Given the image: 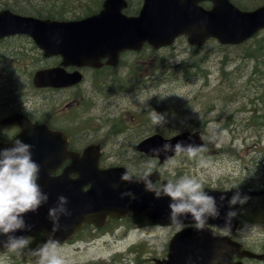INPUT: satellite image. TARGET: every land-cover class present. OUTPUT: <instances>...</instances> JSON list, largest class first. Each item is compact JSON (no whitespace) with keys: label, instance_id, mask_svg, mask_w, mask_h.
Masks as SVG:
<instances>
[{"label":"rangeland","instance_id":"obj_1","mask_svg":"<svg viewBox=\"0 0 264 264\" xmlns=\"http://www.w3.org/2000/svg\"><path fill=\"white\" fill-rule=\"evenodd\" d=\"M93 2L95 0H21L19 7L31 10L32 14L45 15L50 12L70 19L81 18L90 10H98L99 7L93 8ZM259 38L260 42L250 41L242 46H221L216 40H210L192 52L188 40L180 39L175 44L176 48L167 47L154 53L153 48L147 47L143 50L144 57L127 56L124 65L131 69L138 68L132 74H127L134 77L133 82H130L133 84L131 90L134 91L114 94L116 89L108 109L116 116L147 108L149 118L140 126L142 136L151 130L170 136L194 125L202 127L207 140L205 152L191 158L174 157L161 168L167 177H171L170 174L173 178L188 175L202 184L218 183L221 186L253 178L254 184H260L264 182V119H251L254 115L264 114V39H261L264 38V32ZM254 51L258 54L257 58L252 56ZM191 61H196L197 65ZM124 65L118 68L117 74L121 75L120 72L126 67ZM153 110L164 114L163 125L153 124L150 118ZM109 117L112 124L119 122L115 117ZM135 117L136 114L123 115L128 128V125L136 124L132 120ZM116 126L118 129L114 125L109 129L113 133L107 140L106 155L110 156L108 164L129 163V167L134 168L132 171L136 169L140 172L150 170L152 165L158 166L156 160L145 157L136 159L131 154L134 145L132 139H123L124 135L113 136L122 129L121 124ZM119 150L124 158L118 157L122 156ZM126 158L132 161H126ZM249 173H252L251 177H247ZM120 224L122 227L111 235V239L118 234L121 240L112 249L107 248L108 244L100 241L101 238L94 241L99 239L96 238L86 246L89 252L79 255L74 254L75 250L58 252L65 264H87L95 258L105 261L119 246L125 247L146 237L144 228L139 233L140 229L131 231L127 224ZM255 225L246 230L245 238L260 243L258 241L264 239V224ZM111 228L109 226L107 230ZM159 231L162 236L158 246L164 244L166 248L141 247L137 242V245L130 247L134 248L133 252L122 256H159L165 253L172 237L168 232L172 230ZM40 245L39 241L34 243L36 248Z\"/></svg>","mask_w":264,"mask_h":264},{"label":"water","instance_id":"obj_2","mask_svg":"<svg viewBox=\"0 0 264 264\" xmlns=\"http://www.w3.org/2000/svg\"><path fill=\"white\" fill-rule=\"evenodd\" d=\"M215 7L212 11H206L203 20L199 24L197 31L193 29L185 30L190 34L192 43L201 44L203 41L216 37L222 43H240L252 37L258 30L264 28V8L254 12L245 13L237 10L229 0H213ZM160 5L155 0L147 1L142 14L143 20L149 17L156 19L161 32L163 34L160 38L162 42L154 43L153 39L159 35H149L148 32L144 36L145 39L150 40L154 45L160 46L164 43H170L174 39L175 35H171L172 28L168 23V19L165 11L156 13ZM104 10L100 17L92 18L84 22L76 23H56L48 24V22H39L34 19L22 18L15 16L12 18L13 28L16 26L19 29L29 28L34 32V37L43 47H46L42 43L56 42L64 47L65 53L71 57H75L76 60L82 59V64H91L93 60H88V55L91 53H101L107 50L110 46L117 44L119 47L127 48V46L134 43L137 39L134 34H125L124 31H109L108 23L111 18H117V13H120V8L115 7L113 0H108L104 5ZM141 17V18H142ZM50 23V22H49ZM147 29H157L156 27H148ZM82 30V41L77 45L76 34ZM195 32H199L195 34ZM75 39V41H74ZM71 45V46H70ZM52 51V50H51ZM53 52V51H52ZM81 52V53H80ZM88 52V53H87ZM42 84H46L45 74L42 72L39 75ZM189 135V134H188ZM182 138L171 141H164L159 136L152 137L146 140L140 146L141 150L151 153L150 149L160 147L165 143H171L175 145L178 141H183L185 144H195L200 146L202 143L200 135L194 134V136L188 137L187 135L181 136ZM174 152L161 153L163 160L171 156ZM40 160L43 159V152L38 148L37 152ZM89 162H92L90 172L93 174L89 179L88 175L84 177V181L90 182L92 188L88 192L72 189L69 192L61 191L58 187L51 188L49 193V201L42 206L36 213H28L24 218L26 222L31 225L30 231H18L20 235H26L35 230H39L46 233V239L48 240L52 236L53 224L48 218V209L53 207L57 203V198L63 195L68 198L69 203L67 208L72 213L70 217L61 216L60 218V230L54 234V239L59 242H63L70 237L74 231L79 227L83 221H95V217L98 213L102 212L103 215L108 213L114 216H123L129 213L140 215L143 212H147L149 219L153 222L160 224H172L169 215V204L171 200L169 197H163L156 199L155 194L145 191L143 183H128L121 181V174L126 172L125 169H113L109 171H100L97 167L96 159H92V152H88ZM73 158H75L73 156ZM36 160V159H35ZM41 169H45L41 163ZM81 166V165H80ZM78 167L76 166V169ZM75 169V171H76ZM41 171V172H43ZM135 178V177H134ZM151 179L155 181L156 175L151 174ZM131 191L135 195V199L128 196H121L122 193ZM216 197L219 201V195L216 193H210ZM231 195V193H228ZM225 194V195H228ZM223 195V194H220ZM82 197H88L89 203L86 208L82 204ZM78 206L77 204H80ZM221 203V202H220ZM219 212L227 213L226 210L221 209L218 206ZM106 209V210H104ZM103 210V211H101ZM100 211V212H99ZM82 213L84 217L79 220L75 217L77 214ZM183 223L194 222L191 216L187 218L181 217ZM207 223L221 224L216 221L215 218H209ZM199 232L186 231L182 235H178L174 242L175 253H179L176 249V245L183 241V244L187 246V250H184L186 258L182 260V263L188 264H202L205 259V251L212 252L213 249L218 248L220 244L212 239L210 236ZM1 237V236H0ZM65 238V239H64ZM206 242V243H205ZM1 251L5 248L0 247Z\"/></svg>","mask_w":264,"mask_h":264},{"label":"flooded vegetation","instance_id":"obj_3","mask_svg":"<svg viewBox=\"0 0 264 264\" xmlns=\"http://www.w3.org/2000/svg\"><path fill=\"white\" fill-rule=\"evenodd\" d=\"M145 0H126L127 7L124 10V14L129 17H136L140 14L142 6ZM241 8L245 10H254L261 6H264V0H233ZM21 4V0H0V13L5 9H10L14 13L23 14L22 11L17 10ZM210 4V3H209ZM209 4H205V1L200 2V6L205 9V6L210 7ZM31 11V10H29ZM45 18L60 19L61 16H46ZM180 39H187V36H182ZM179 39V40H180ZM143 48L141 51H132L124 54L121 60V64L124 63V57L138 55L143 56ZM195 47H191L192 50ZM61 62L59 58H45L32 43L31 39L26 35H11L0 39V141L4 143L11 142L19 132H21V124L25 121H30L36 125H45L51 131L63 132L68 135L69 143L68 149L71 151L82 152L80 148L85 144L97 143L98 139V120L108 122L111 124V118L109 117L110 102L113 95L109 92V89L113 86L108 82L107 76L101 75L98 70L91 68L83 69L85 75V82H81L73 87L69 88H55L47 87L38 89L35 87L31 71L40 69H51L60 66ZM33 67L31 71L23 70L21 76H14V72L18 68ZM107 72H112L111 67H106ZM76 68H69V72L75 71ZM118 84V81L115 83ZM100 100V101H98ZM111 100V101H110ZM105 104V105H104ZM101 114H108L107 117H99ZM109 118V119H107ZM107 125L106 123H104ZM82 126L84 127L82 129ZM132 159L127 158V161ZM102 162L106 163L107 159L103 157ZM68 166V161L62 165V167L52 177H58L61 175L63 169ZM72 178L78 177L75 174L71 175ZM241 189H244L245 197L247 201L243 204L237 203L234 205L236 216L240 221V227L237 231L223 234L236 243L242 246V249H238L236 252L231 253L229 251H220L217 253V259L214 260L215 264L228 263L227 256L230 260V264H264V239L255 243L249 238H245V232L250 226L256 222V224H264V201L252 202L254 199L252 196H248L249 191H253V187L239 185ZM244 197V195H243ZM263 197V196H262ZM113 220H108L105 227L97 229L98 236L102 237L107 226H112ZM135 224V222H130ZM118 224V223H117ZM125 224L126 221H125ZM128 225V224H127ZM91 225H85L83 231L91 230ZM95 228V227H94ZM120 226L115 227V231ZM128 228L133 226L128 225ZM134 228H144L148 233L145 238L136 240L135 242L128 244L127 246H120V248L110 256L108 262H100L101 264H157L159 260H165L168 253H161L159 256H122L131 253L134 248H130L133 245L140 244L141 247H150L154 249L166 248L164 244L160 247L158 242L161 237L153 236V230L159 227H153L150 223L140 224L134 226ZM99 230V231H98ZM106 230V231H105ZM219 232H221L219 230ZM113 235L114 231H110ZM91 239H96L95 236H91ZM121 240L120 236L115 237V244L119 245ZM138 242V243H137ZM91 243V242H90ZM137 243V244H136ZM111 245V242L109 243ZM169 246V243H168ZM128 248V249H126ZM251 252L259 256H250L246 254ZM140 253V252H136ZM6 256L5 260L7 264H28L32 259L30 250L26 249L24 252L10 251L7 254L0 255ZM224 256V258L222 257ZM96 264V262H91Z\"/></svg>","mask_w":264,"mask_h":264},{"label":"clouds","instance_id":"obj_4","mask_svg":"<svg viewBox=\"0 0 264 264\" xmlns=\"http://www.w3.org/2000/svg\"><path fill=\"white\" fill-rule=\"evenodd\" d=\"M140 102L143 103L142 100ZM150 118L155 125L165 123L164 114L157 113L155 110L150 113ZM32 148L33 145L20 139H15L11 147L0 148V236L7 237L6 240H0V246L7 251H21L28 247L29 237L17 236L15 233L30 231L32 226L26 222L24 217L28 213L38 212L50 198L39 183L41 165L33 159ZM202 150V146L178 141L175 145L165 143L160 147L151 148L150 152L152 156H160L161 153L167 152H174L176 155L184 153L191 158ZM120 179L128 183H143L145 191L154 193L156 199L169 197L171 200L169 219L177 226L183 223L181 217L191 216L194 228L203 230L209 218H217L220 215L216 197L205 191L203 184L194 177L181 176L167 181L159 188L151 179L150 173L134 178L129 171H126L121 174ZM121 196L136 198L131 191L124 192ZM226 199L231 207L237 203H245L248 198L242 197L239 192L231 198L226 195L219 197L221 203ZM68 203V198L60 195L56 205L48 209V218L53 224L52 236L30 251L35 257L34 264H65L58 252L60 243L54 239V234L60 230L61 216L70 217L72 215L67 208ZM235 215V211L227 212L228 224ZM225 229L229 228L225 227Z\"/></svg>","mask_w":264,"mask_h":264},{"label":"trees","instance_id":"obj_5","mask_svg":"<svg viewBox=\"0 0 264 264\" xmlns=\"http://www.w3.org/2000/svg\"><path fill=\"white\" fill-rule=\"evenodd\" d=\"M258 49H260V46L258 47ZM255 52H256V51L252 52V56L255 57V58H257V57H258V54H255ZM112 76L115 77V75H110V76H108V77H112ZM119 80H120V79H119V77H118V81H119ZM122 85H123V82H122V83L119 82V86H117L115 89H114V87L112 86V87L109 89V92H111L112 95H114V94H116V93H119L120 91H122V87H120V86H122ZM116 89H118L117 92H115V93L113 94V92H114ZM110 115L116 118V116H115L113 113H110ZM251 119H253V120H256V119H264V114H261V115H254V116H252ZM254 122H258L257 124H260V123H261L260 121H254ZM110 126H111V124H110ZM129 154H130V153H129ZM131 154L134 155V153H133L132 150H131Z\"/></svg>","mask_w":264,"mask_h":264},{"label":"bare ground","instance_id":"obj_6","mask_svg":"<svg viewBox=\"0 0 264 264\" xmlns=\"http://www.w3.org/2000/svg\"><path fill=\"white\" fill-rule=\"evenodd\" d=\"M117 76H118V75H116L115 77H114V76H112V77H107L108 82L110 83V85L114 84L115 79H116ZM119 76H123V73H121V75H119ZM108 110H109V109H108ZM142 110H147V108H144V109H142ZM109 111H110V110H109ZM110 113H112V112L110 111ZM121 114H123V113H120V115H121ZM255 224H256V222L253 223L252 225H255ZM255 227H256V225H255ZM77 251H78V250H75V253H74V254L79 255L81 252H89L87 247H83V248H81L80 252H77ZM69 264H72V263H69ZM73 264H76V263H73Z\"/></svg>","mask_w":264,"mask_h":264}]
</instances>
